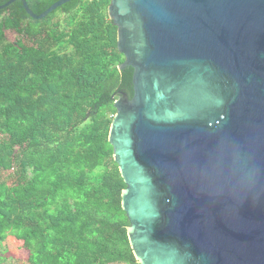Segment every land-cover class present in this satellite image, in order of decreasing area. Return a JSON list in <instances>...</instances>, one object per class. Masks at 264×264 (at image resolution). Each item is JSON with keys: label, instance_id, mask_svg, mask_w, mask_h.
I'll return each instance as SVG.
<instances>
[{"label": "water", "instance_id": "1", "mask_svg": "<svg viewBox=\"0 0 264 264\" xmlns=\"http://www.w3.org/2000/svg\"><path fill=\"white\" fill-rule=\"evenodd\" d=\"M108 16L133 69L109 143L137 262L264 264V0H111Z\"/></svg>", "mask_w": 264, "mask_h": 264}, {"label": "trees", "instance_id": "2", "mask_svg": "<svg viewBox=\"0 0 264 264\" xmlns=\"http://www.w3.org/2000/svg\"><path fill=\"white\" fill-rule=\"evenodd\" d=\"M58 1L27 3L41 15ZM110 4L0 11V240L25 253L17 264H139L109 143L114 97L133 96Z\"/></svg>", "mask_w": 264, "mask_h": 264}, {"label": "rangeland", "instance_id": "3", "mask_svg": "<svg viewBox=\"0 0 264 264\" xmlns=\"http://www.w3.org/2000/svg\"><path fill=\"white\" fill-rule=\"evenodd\" d=\"M10 40L14 39L13 35H8ZM0 257L5 259L6 264H17L18 259H25L26 255L19 250L17 245L7 237L0 240Z\"/></svg>", "mask_w": 264, "mask_h": 264}, {"label": "flooded vegetation", "instance_id": "4", "mask_svg": "<svg viewBox=\"0 0 264 264\" xmlns=\"http://www.w3.org/2000/svg\"><path fill=\"white\" fill-rule=\"evenodd\" d=\"M130 96V95H129Z\"/></svg>", "mask_w": 264, "mask_h": 264}]
</instances>
